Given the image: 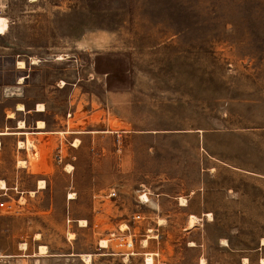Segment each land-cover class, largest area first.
Wrapping results in <instances>:
<instances>
[{"label":"rangeland","instance_id":"obj_1","mask_svg":"<svg viewBox=\"0 0 264 264\" xmlns=\"http://www.w3.org/2000/svg\"><path fill=\"white\" fill-rule=\"evenodd\" d=\"M3 15L0 130L43 103L57 133L0 136V264H262L264 0H10Z\"/></svg>","mask_w":264,"mask_h":264},{"label":"bare ground","instance_id":"obj_2","mask_svg":"<svg viewBox=\"0 0 264 264\" xmlns=\"http://www.w3.org/2000/svg\"><path fill=\"white\" fill-rule=\"evenodd\" d=\"M8 27H9V20H8V18L5 15L0 14V34H5L7 32V30H8ZM34 62H36V61L34 60ZM18 66L20 68H24V67H26V62L23 59L22 60H19ZM22 81H23V78L21 77L20 83ZM61 83L63 85L65 84L63 80L61 81ZM16 109H18V110H26V106H25L24 103L18 102ZM37 109L38 110H45L46 107H45V105L43 103H39ZM8 116L11 117V118L16 117L14 111H11L8 114ZM38 125L40 127H45V121L44 120H39ZM25 127H26V122L24 120H20L19 123H18V128L19 129L14 130V131H10V130H0V136L1 135H8V134L26 135V138L25 139H20L18 141V144H19L20 147H25V148L28 149V148H30V146H33L34 144H33L32 140L30 138V132ZM77 142H79L78 139H77ZM34 149H35V146H34ZM36 150H37V147H36ZM33 155L34 156H32V158L30 160L31 162H29V163H31V166L34 165V162L36 161V158L39 156V153L36 152V151H34V154ZM20 162H21V164L23 166L28 165V162L26 160H20ZM34 172H37V170H35ZM2 184L3 185L1 187H5L6 186L4 180H3ZM45 186L46 185L44 184V180H40L39 181V187H45ZM142 196H143L144 199H146V201L147 200L149 201V196H147L146 194H144ZM70 197H75V194L74 193H70ZM187 201H188L187 198L181 197V203L182 204L186 205L187 204ZM206 215L212 216L211 213H208ZM199 219L200 218L197 217V216H191V218H190V227L195 226ZM80 221H81V225H86V220L82 219ZM127 227H128L127 225L125 227H122V230L127 229ZM151 231H152V229H151ZM155 235L150 234L149 237H154ZM143 241H144V243H143L144 246H146L148 244V239L146 238ZM101 245L103 247H108L109 246L108 245V242L106 240H102V244ZM21 248L22 249H26L27 248L26 242L25 243H22V247ZM46 252H48V246L45 245V244H41L39 246V252L38 253L45 254ZM80 255H82V256L85 257V259L88 261V264H92L90 256H87L88 254H80ZM7 256H10V254L7 255ZM245 260L248 261V258H245ZM153 263H154V260H153L152 253L149 252V253L146 254V264H153ZM201 264H207V261H206L205 258H202L201 259ZM262 264H264V259H262Z\"/></svg>","mask_w":264,"mask_h":264},{"label":"crops","instance_id":"obj_3","mask_svg":"<svg viewBox=\"0 0 264 264\" xmlns=\"http://www.w3.org/2000/svg\"><path fill=\"white\" fill-rule=\"evenodd\" d=\"M19 112H26V113H28V111H27V109L26 110H18ZM46 111V109L45 110H38L37 108H35L34 110H33V112H34V114H36L37 116H36V118L34 119V121H33V124L31 125V126H28L27 125V122H26V129H36V130H33V131H29L30 132V135L31 134H33V135H35L36 137H39L40 135H45V139H44V142L43 143H46L47 144V142H48V144H52L53 143V141H54V136L53 135H50V134H56L57 132V130H53V131H49V130H45L46 128H48V124H47V121L43 118V114H44V112ZM11 118V117H10ZM21 120H23V119H21ZM39 120H44L45 121V127H40L39 125H38V122H39ZM19 121L20 120H17V124H16V129H19L18 128V123H19ZM69 128V123L67 122L66 124L64 123L63 124V131H60V133H67V134H71L72 136H70V137H73V141H75V140H77L78 139V141H79V143L76 141V143H74V142H72L70 139H69V143L70 144H72V143H74V145L72 144L71 146H73V147H71L70 146V148L72 149L71 151H74V149H77L78 147H80V145H82V143H83V136H82V132L83 131H80V130H77V129H68ZM14 135H16V134H14ZM18 136H21V135H18ZM25 136V135H24ZM26 137V136H25ZM25 139V138H24ZM19 145V144H18ZM18 148L20 149V148H25V147H20V146H18ZM26 153V152H25ZM23 160H26L27 162H28V158L27 157H25V159H23ZM50 160L52 161V158H50ZM217 160V159H216ZM7 164V161L6 160H4L3 161V163H2V165H6ZM214 165V164H213ZM40 180H42V179H40ZM39 180V181H40ZM46 187V186H45ZM38 188H44V187H39V185H38ZM3 192V191H2ZM1 192V193H2ZM192 193H194V191L192 192ZM76 197V196H75ZM75 197H71V198H75ZM188 205V204H187ZM207 212L206 211H204V212H202L201 214L202 215H205ZM191 214H195V215H197L198 217H200V214L198 213V212H192ZM190 214V215H191ZM201 218V217H200ZM39 252V247H38V250H37V252L36 253H34L33 255H43V254H41V253H38Z\"/></svg>","mask_w":264,"mask_h":264},{"label":"built area","instance_id":"obj_4","mask_svg":"<svg viewBox=\"0 0 264 264\" xmlns=\"http://www.w3.org/2000/svg\"><path fill=\"white\" fill-rule=\"evenodd\" d=\"M27 1H29V2H34L35 0H27ZM9 3H10V0H0V14H3L4 11H5L6 9H8V7H9ZM7 18H8V17H7ZM8 19H9V18H8ZM73 144H74V143H73ZM61 148H62V144H61L60 147L58 148V150H57V154H56V157H57L59 160L62 159ZM1 189L3 190V192H2L3 195H8V189L6 188V186H5V187H1ZM113 194H115V193H113ZM145 194L147 195L148 192H146ZM143 195H144V194H143ZM69 198H71L70 195H69ZM140 199L142 200V202H145V203L148 202V201H146V199L143 198V196H141ZM4 204H5L4 201L0 202V206H4ZM67 222H68V223L71 222V218H70V216L67 217ZM156 236H157V235H156ZM127 246H128V247H133V246H134L133 241H129V242H127ZM149 252L152 253L153 260H154V263H153V264H155V261H156V259L159 257V254H160V253H159L158 251H147V252H144V256H145V257H144V263H145V264H146V254L149 253ZM87 254H88L87 256H90V258H91V254H89V253H87ZM130 254L133 255L134 252L131 251ZM130 254H128V256H129ZM83 260L86 261L85 257H84ZM156 264H160V263H156Z\"/></svg>","mask_w":264,"mask_h":264}]
</instances>
